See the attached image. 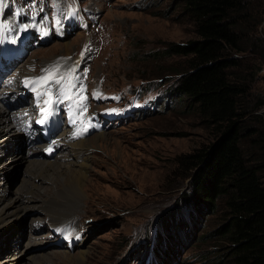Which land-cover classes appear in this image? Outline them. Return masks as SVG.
Here are the masks:
<instances>
[{
	"label": "rangeland",
	"instance_id": "obj_1",
	"mask_svg": "<svg viewBox=\"0 0 264 264\" xmlns=\"http://www.w3.org/2000/svg\"><path fill=\"white\" fill-rule=\"evenodd\" d=\"M9 2L14 9H6L5 17L19 32L22 25L34 20V15L38 18L36 22H40L37 27H46V36L41 37L39 31L35 32L22 61L32 64L30 69L34 71L41 70L44 62L53 61L49 67L58 66V76L72 71L73 81L77 84L76 97L84 93L88 95L80 103L82 107L79 111L86 108V116L93 120L91 113L96 105L100 101L109 103L107 100L111 101V98L129 107L139 106L124 109V115L116 109L115 114L120 117L118 121L112 122L103 117L108 126L87 133L89 139L99 132L109 139L105 144L89 148L87 153L84 151V156L92 160H89L82 193L78 198V209L60 217L65 221L51 218L53 223L61 220L62 223L68 222L69 226L77 222L75 232L81 236L80 239L72 243L60 238L59 233H55L56 229L50 226L42 228L46 222L40 226V230L32 227L33 224L37 225V221L42 223L47 216L40 211L44 206L42 199L53 197L54 208L57 209L59 203H64V208L72 203L69 198L67 202L62 199L65 191H68L64 186L66 174L63 171L57 175L53 173L52 177L50 175L42 182L35 180L38 188L34 191L39 198L33 200L18 219L11 221L12 235L9 238L0 237V262L7 259L19 238L18 242L24 248L23 255L17 254L19 264H74L69 261L70 257L77 260L81 250L85 252L82 254L83 264H131L127 258L128 252L138 247L141 249L146 240L152 242L156 238V230H162L159 218L172 209L189 189L190 177L179 161L181 154L212 139L211 131L197 109L189 105L187 99L166 93V86L174 80L175 73L164 71L168 67H181L184 56L159 54L163 53L162 47L170 40L196 37L193 25L175 0ZM51 6L54 13L58 12L57 17L51 13ZM80 6L95 16H86L91 26L79 22L77 11ZM17 9H21L22 13H16ZM73 10L74 15H69ZM260 25L264 29V21ZM30 28L31 25L26 24L25 29ZM79 51L84 57L78 67L77 64L65 62L69 55L74 60ZM157 68L166 70L156 74ZM261 72L264 74V68ZM142 73L144 76L140 75ZM254 87L264 91V79H257ZM138 89L142 90L141 93L133 94ZM97 90H102L106 98H98ZM61 98L67 105L64 97ZM0 101L7 103L2 96ZM73 107L76 105L73 104ZM7 108L10 109L9 103ZM10 120L4 125L17 129ZM1 133L0 140L4 141L8 151L13 149L15 153L14 158H9L14 160L8 164L5 173V181L10 189L8 199L28 183V178L31 180V177L27 178L25 170L34 163V158L46 162L66 155L58 148L52 158L30 155L23 160L21 153L31 147L28 144L30 139L24 135L25 139L16 150L7 142V138H3L5 132ZM5 156L6 152L3 158ZM64 159L73 160L71 156ZM65 160L62 163L73 162ZM219 201L215 210L198 213L196 222L193 218L189 220L184 207L180 208L181 216L178 215V218H175L176 214L173 219L167 217L169 221H174L171 225H175V228L170 227V231L175 234L174 239H167L174 240L167 246L168 250L163 251L167 244L164 239L158 242L157 247L164 255L163 264H211L217 258L222 250L219 239L210 234L205 237L199 234L213 229L220 222L224 204ZM2 204L0 202V207ZM192 220L194 222H190Z\"/></svg>",
	"mask_w": 264,
	"mask_h": 264
},
{
	"label": "trees",
	"instance_id": "obj_2",
	"mask_svg": "<svg viewBox=\"0 0 264 264\" xmlns=\"http://www.w3.org/2000/svg\"><path fill=\"white\" fill-rule=\"evenodd\" d=\"M175 2L197 36L162 47V56H184L181 67L164 71L175 73L166 93L187 99L212 139L181 154L189 189L159 218L156 237L174 241L167 240L175 234L169 219L181 216L180 208L196 222L198 213L215 210L221 200L220 222L199 234L213 235L222 245L211 264H264V91L254 87L264 79V0Z\"/></svg>",
	"mask_w": 264,
	"mask_h": 264
},
{
	"label": "bare ground",
	"instance_id": "obj_3",
	"mask_svg": "<svg viewBox=\"0 0 264 264\" xmlns=\"http://www.w3.org/2000/svg\"><path fill=\"white\" fill-rule=\"evenodd\" d=\"M3 12H4V7L0 8V79L2 78L5 81V85H2L3 88L2 90L8 91L9 88L11 87V81L15 79V75L17 74L18 71H20V76L25 73H33L34 71L33 69L32 70L30 69V66H32V64L30 65V63L23 61L18 63L21 53L16 51L18 47H21L20 51L23 49L25 41H22V39L17 40L18 44L11 41V38L6 33L7 23H6V19L4 18ZM30 34H31L30 32L29 33L23 32L22 35L29 36ZM11 47L13 49H11ZM6 59H8V65L3 64V61ZM70 61L72 62V59H67V58L65 59L66 63ZM48 66L49 65H46L43 68L47 69ZM51 94L55 95V92L48 91L49 98ZM15 96H17V100H19V102L27 100V96L23 95L22 93H18ZM2 97L4 98V95ZM75 100L76 102H78L76 98L69 101L71 103H74ZM44 101H47L44 97L40 98V102H39L40 108L48 107V105H46ZM7 106L8 103L0 101V133L5 132L4 134L5 136L3 138H7V142L13 148H16V150H18L19 145L22 143L23 139H25L24 135L30 139L31 147L27 148L21 153V157L23 158V160H25V158L29 157L30 155L31 156L37 155L38 157L39 155L41 157L48 156L49 158H52L58 151V148L60 149L61 152H64V154L66 155H61L60 157H58L56 161L45 160L46 162L35 160L34 158V163H31L27 168V170H25L26 172L25 174H27V178L31 177V180L28 178L29 180L28 179L26 180L28 181V183L25 184L23 187H21L17 192H15L14 197H10L8 199L7 195L10 189H9V185L5 181V173L8 164H10V162L14 160V159L9 160V158H14L15 153L13 152V149H11V151H8L6 145L3 144L4 141L0 140L1 141L0 142V155H1L0 156V202L3 203L2 206L0 207V237L1 238L2 237L9 238L12 235L13 230L11 226V221L13 220L15 221L16 219H18L21 216V212L25 209L27 210L29 206H31L33 200L39 198L34 191L36 187L38 188V185H36L37 183H39L38 181L42 182L44 179L47 180L50 175L52 177L53 173L57 175L58 173L60 174V172L63 171L66 174L64 178L65 181L64 186L68 188V191L67 192L65 191L64 193L65 195L62 199L67 202L68 201L67 199L69 198L70 201L72 200V203L69 204V207L64 208L65 204L64 203L60 204L58 202L59 209H57L54 208L56 204H54L53 197H48L46 199L41 200V203L44 205L41 207L40 210L41 213L44 214L45 216L47 215L50 218H53L54 220H57L58 218L67 216L73 213L75 210H77L78 198L81 196L82 193L83 182L86 178V171L89 167V160H92L90 159V157L86 158L84 156V151L87 153L89 148L91 147L95 148L97 144H105L109 139V137L104 135V133L102 132H99L98 135L92 139L87 138L88 135L87 134L85 135L84 133L79 138H75L73 141L60 145L57 148L56 152L54 150L52 153H50V155H47L46 153L47 150L43 151L44 145L46 144L44 143V141H47L48 145L59 144L61 140L67 138L68 135L73 136V133L78 130H76L75 127H70L63 130L60 136L56 134L55 129L61 126L60 118L56 112L57 105H54L51 108L53 110L52 117L49 116L48 119L44 122L46 126L44 129L39 127L41 129L37 135H34L25 129H23V131H21L18 128L15 129L12 125L6 127V125L4 124L9 118H11L9 113L10 109H8ZM69 106L71 105L69 104ZM39 114H42L40 110H39ZM41 119L42 118H40L39 116L34 117L33 122L36 124V121ZM82 130L83 129H80V131ZM36 141H38L39 143L35 144ZM38 145H42V147ZM39 147L41 150L39 149ZM5 152H6V156L3 158ZM18 155L19 152L17 151L16 156ZM67 156H71V159H73L71 160L73 161L72 163H68V164L62 163V161L65 160L64 158H66ZM67 160L69 159H66L65 161ZM45 166H47V168H45ZM35 180H37V183L35 182ZM67 218L69 217H66L65 219ZM61 220L65 221L64 219ZM32 227L33 229H35L36 225L33 224ZM18 241L19 238L15 246L13 247L14 249L11 252H9L10 254L7 257V259L3 261V263L0 262V264H19L18 263L19 258H17L18 257L17 254L23 255L24 248L20 246ZM83 253H85L83 250L79 252L77 260H74L75 258L73 259V257H70L71 260H69L68 257L65 256L64 257L65 259H68L74 264H83L84 262V258L82 257ZM20 258H22V256Z\"/></svg>",
	"mask_w": 264,
	"mask_h": 264
},
{
	"label": "snow or ice",
	"instance_id": "obj_4",
	"mask_svg": "<svg viewBox=\"0 0 264 264\" xmlns=\"http://www.w3.org/2000/svg\"><path fill=\"white\" fill-rule=\"evenodd\" d=\"M3 3L4 0H0V5H2ZM74 12L75 10L69 13V15H74ZM57 23H59V21ZM42 35H47V33H42ZM81 55L83 56V53H81ZM58 71H59L58 66H53V68L50 69H42L40 76L32 78L31 81L28 78H26L24 81V85L26 88H31L32 91L36 92L38 99V107L40 106L39 104L40 98H42L45 95V90H48L50 92L51 86L53 84L59 86L57 92L55 93V98L54 99L50 98L49 100L44 101V103L48 105V107L40 108V111L43 114V118L41 120L36 121L37 123L43 124L48 119V117L52 115L51 108L54 105H58L63 102L61 100V96H63L65 100L72 99L71 96L65 95L66 92H71L72 89L76 87V85L72 83L74 79L72 75V71H69L64 75H60V76H58ZM32 85H36V87H32ZM37 88H39L40 90L37 91ZM84 99L85 97L83 96L79 97L78 103H83ZM86 111L87 109L85 108L84 112ZM81 115H83V113H81ZM71 122L73 124L76 123V121L74 120ZM90 127H92L91 123H89V125L85 127L82 131L78 130L74 132L73 138H79L84 133H86Z\"/></svg>",
	"mask_w": 264,
	"mask_h": 264
},
{
	"label": "water",
	"instance_id": "obj_5",
	"mask_svg": "<svg viewBox=\"0 0 264 264\" xmlns=\"http://www.w3.org/2000/svg\"><path fill=\"white\" fill-rule=\"evenodd\" d=\"M264 108V107H263Z\"/></svg>",
	"mask_w": 264,
	"mask_h": 264
}]
</instances>
